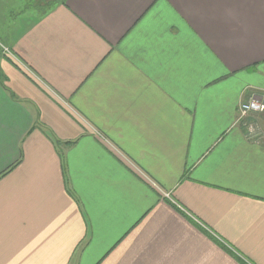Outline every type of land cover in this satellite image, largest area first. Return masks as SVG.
Returning a JSON list of instances; mask_svg holds the SVG:
<instances>
[{
	"label": "crops",
	"instance_id": "0c3cea01",
	"mask_svg": "<svg viewBox=\"0 0 264 264\" xmlns=\"http://www.w3.org/2000/svg\"><path fill=\"white\" fill-rule=\"evenodd\" d=\"M0 52V264H264V0H0Z\"/></svg>",
	"mask_w": 264,
	"mask_h": 264
},
{
	"label": "built area",
	"instance_id": "2783aa9c",
	"mask_svg": "<svg viewBox=\"0 0 264 264\" xmlns=\"http://www.w3.org/2000/svg\"><path fill=\"white\" fill-rule=\"evenodd\" d=\"M3 52L9 53L6 48ZM264 112V98L259 95H251L248 100L239 103L237 108V121H241L245 126L246 135L250 138H256L261 135V130L254 124L255 122L248 120L249 116L254 113ZM164 197L170 199L168 193L162 192Z\"/></svg>",
	"mask_w": 264,
	"mask_h": 264
},
{
	"label": "rangeland",
	"instance_id": "374dc122",
	"mask_svg": "<svg viewBox=\"0 0 264 264\" xmlns=\"http://www.w3.org/2000/svg\"><path fill=\"white\" fill-rule=\"evenodd\" d=\"M0 53H1V52H0ZM263 113H264V112H262L261 114L263 115ZM250 121H252V120H250ZM253 122H254V121H253ZM254 124L256 125V124H258V123L256 122V123H254Z\"/></svg>",
	"mask_w": 264,
	"mask_h": 264
},
{
	"label": "bare ground",
	"instance_id": "6f19581e",
	"mask_svg": "<svg viewBox=\"0 0 264 264\" xmlns=\"http://www.w3.org/2000/svg\"><path fill=\"white\" fill-rule=\"evenodd\" d=\"M161 190V189H160Z\"/></svg>",
	"mask_w": 264,
	"mask_h": 264
}]
</instances>
